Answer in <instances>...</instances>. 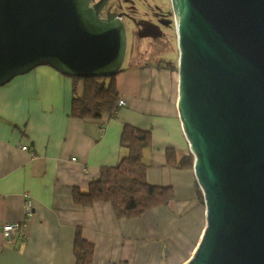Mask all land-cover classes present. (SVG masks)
<instances>
[{
	"label": "water",
	"instance_id": "1",
	"mask_svg": "<svg viewBox=\"0 0 264 264\" xmlns=\"http://www.w3.org/2000/svg\"><path fill=\"white\" fill-rule=\"evenodd\" d=\"M91 0H0V85L47 64L71 77L121 71V20ZM177 112L205 226L183 264H264V0H171Z\"/></svg>",
	"mask_w": 264,
	"mask_h": 264
},
{
	"label": "crops",
	"instance_id": "2",
	"mask_svg": "<svg viewBox=\"0 0 264 264\" xmlns=\"http://www.w3.org/2000/svg\"><path fill=\"white\" fill-rule=\"evenodd\" d=\"M115 79L127 104L97 119L71 114L73 77L50 65L0 85V227L24 222L12 241L0 229V264H75L77 232L94 246L92 264H183L192 255L205 207L193 170L166 160L169 149L188 147L177 112L176 70L129 65ZM128 124L149 131L147 181L170 185L174 194L168 205L135 218L117 217L110 202L83 206L74 197L103 166L123 157ZM27 196L33 208L25 215Z\"/></svg>",
	"mask_w": 264,
	"mask_h": 264
},
{
	"label": "trees",
	"instance_id": "3",
	"mask_svg": "<svg viewBox=\"0 0 264 264\" xmlns=\"http://www.w3.org/2000/svg\"><path fill=\"white\" fill-rule=\"evenodd\" d=\"M118 97L115 75L108 80L73 77L71 114L80 119L111 118L116 115ZM150 140L149 131L125 125L121 135L125 154L116 165L103 166L99 177L90 181L86 191H75V201L83 206L95 201L110 202L116 216L121 218L139 217L152 208L168 205L174 198L172 187L151 184L146 179L143 151ZM166 160L167 164L179 168L193 167V155L188 147L169 149ZM197 189L202 201V192ZM73 250L75 264H92L94 246L78 232Z\"/></svg>",
	"mask_w": 264,
	"mask_h": 264
},
{
	"label": "flooded vegetation",
	"instance_id": "4",
	"mask_svg": "<svg viewBox=\"0 0 264 264\" xmlns=\"http://www.w3.org/2000/svg\"><path fill=\"white\" fill-rule=\"evenodd\" d=\"M99 15L118 18L127 35L126 66L161 67L167 50L177 46L175 14L171 0H91ZM178 52V48H177ZM176 56V66H177Z\"/></svg>",
	"mask_w": 264,
	"mask_h": 264
},
{
	"label": "built area",
	"instance_id": "5",
	"mask_svg": "<svg viewBox=\"0 0 264 264\" xmlns=\"http://www.w3.org/2000/svg\"><path fill=\"white\" fill-rule=\"evenodd\" d=\"M127 104V100L122 97H119L117 100V107H121ZM117 111V110H116ZM115 111V112H116ZM21 148L23 150L27 149V145H22ZM74 159V158H73ZM33 208V201L28 196L24 200V213L28 215L31 213ZM24 222L22 221H13V222H5L1 225V233L6 241L14 240L19 234L23 232Z\"/></svg>",
	"mask_w": 264,
	"mask_h": 264
},
{
	"label": "rangeland",
	"instance_id": "6",
	"mask_svg": "<svg viewBox=\"0 0 264 264\" xmlns=\"http://www.w3.org/2000/svg\"><path fill=\"white\" fill-rule=\"evenodd\" d=\"M177 46H174L171 50H167L164 53L163 58H166L167 60H169V62L166 64V66L164 65V67H170L171 69H173V71L176 70V56H177ZM126 64H127V59H124L121 70L123 68H126ZM119 73L115 74V78ZM110 77V76H109ZM109 77H96L99 80H108ZM116 80V79H115ZM119 98V97H118Z\"/></svg>",
	"mask_w": 264,
	"mask_h": 264
},
{
	"label": "bare ground",
	"instance_id": "7",
	"mask_svg": "<svg viewBox=\"0 0 264 264\" xmlns=\"http://www.w3.org/2000/svg\"><path fill=\"white\" fill-rule=\"evenodd\" d=\"M203 201V200H202Z\"/></svg>",
	"mask_w": 264,
	"mask_h": 264
}]
</instances>
